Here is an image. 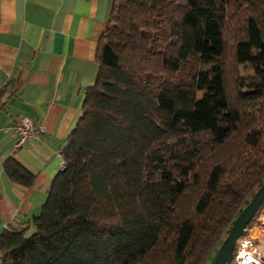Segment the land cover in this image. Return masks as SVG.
I'll return each mask as SVG.
<instances>
[{
  "label": "trees",
  "instance_id": "1",
  "mask_svg": "<svg viewBox=\"0 0 264 264\" xmlns=\"http://www.w3.org/2000/svg\"><path fill=\"white\" fill-rule=\"evenodd\" d=\"M97 61L64 167L0 231V264L212 261L264 182V0H112Z\"/></svg>",
  "mask_w": 264,
  "mask_h": 264
},
{
  "label": "crops",
  "instance_id": "2",
  "mask_svg": "<svg viewBox=\"0 0 264 264\" xmlns=\"http://www.w3.org/2000/svg\"><path fill=\"white\" fill-rule=\"evenodd\" d=\"M111 2L0 0V231L21 228L40 212L61 169L60 152L98 71L97 47ZM17 115L43 126L19 148ZM8 157L35 173L31 187L5 174Z\"/></svg>",
  "mask_w": 264,
  "mask_h": 264
},
{
  "label": "built area",
  "instance_id": "3",
  "mask_svg": "<svg viewBox=\"0 0 264 264\" xmlns=\"http://www.w3.org/2000/svg\"><path fill=\"white\" fill-rule=\"evenodd\" d=\"M13 122L17 136L15 148L22 146L31 137H39L43 131L42 124L34 125L27 115H17ZM60 167H64L63 161ZM229 264H264V207L237 238Z\"/></svg>",
  "mask_w": 264,
  "mask_h": 264
},
{
  "label": "water",
  "instance_id": "4",
  "mask_svg": "<svg viewBox=\"0 0 264 264\" xmlns=\"http://www.w3.org/2000/svg\"><path fill=\"white\" fill-rule=\"evenodd\" d=\"M262 203H264V182L256 188L248 202L233 218L231 227L222 239L211 264H229L237 238L244 233L245 227Z\"/></svg>",
  "mask_w": 264,
  "mask_h": 264
},
{
  "label": "rangeland",
  "instance_id": "5",
  "mask_svg": "<svg viewBox=\"0 0 264 264\" xmlns=\"http://www.w3.org/2000/svg\"><path fill=\"white\" fill-rule=\"evenodd\" d=\"M228 58V54L226 55V59ZM228 62L229 61H227L226 62V67H227V65H228ZM239 73L240 74H245V73H247V71L246 70H244V69H242V67L241 66H239ZM202 96V93L200 92V93H198V95H197V97H201ZM260 212V211H259ZM29 232H32V228H31V231H29ZM219 247V246H218ZM218 247L216 248V251H217V249H218ZM216 253V252H215ZM215 255V254H214ZM214 257V256H213Z\"/></svg>",
  "mask_w": 264,
  "mask_h": 264
}]
</instances>
